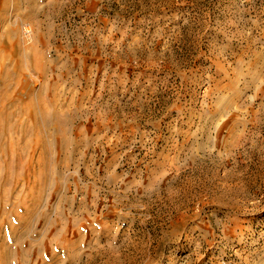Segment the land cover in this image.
Listing matches in <instances>:
<instances>
[{
	"label": "rangeland",
	"instance_id": "374dc122",
	"mask_svg": "<svg viewBox=\"0 0 264 264\" xmlns=\"http://www.w3.org/2000/svg\"><path fill=\"white\" fill-rule=\"evenodd\" d=\"M0 62V264H264V0H0Z\"/></svg>",
	"mask_w": 264,
	"mask_h": 264
},
{
	"label": "bare ground",
	"instance_id": "6f19581e",
	"mask_svg": "<svg viewBox=\"0 0 264 264\" xmlns=\"http://www.w3.org/2000/svg\"><path fill=\"white\" fill-rule=\"evenodd\" d=\"M1 63V66H2V69H1V71H0V75L2 76V74H4L5 75V65H4V63L3 62H0ZM5 80H6V78H4ZM3 79V80H4ZM7 81V80H6ZM5 84H6V82H4ZM4 105V104H3ZM4 107H5V105H4ZM3 109V108H2ZM3 112H5V110L3 109ZM2 111H1V114L0 115H2V114H4ZM5 123H8V121H12V118H14L13 117V115L11 116L10 114H7V115H5ZM0 121H1V119H0ZM8 127V126H7ZM13 128V127H12ZM12 128H10V129H12ZM2 246V245H1ZM6 246V245H5ZM7 257V256H6ZM4 259H5V257H4ZM8 259V258H7ZM3 262V260L0 258V262ZM6 262V261H5Z\"/></svg>",
	"mask_w": 264,
	"mask_h": 264
}]
</instances>
